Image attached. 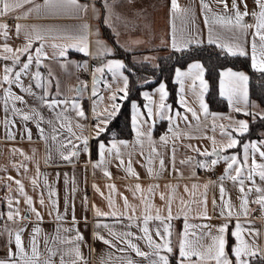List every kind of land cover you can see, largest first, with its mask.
<instances>
[{
  "label": "crops",
  "instance_id": "crops-1",
  "mask_svg": "<svg viewBox=\"0 0 264 264\" xmlns=\"http://www.w3.org/2000/svg\"><path fill=\"white\" fill-rule=\"evenodd\" d=\"M232 3L233 0H176L174 10L172 0H78L81 8L68 5L45 8L43 0H33L31 4H23L0 16V25L6 24L5 18H17L11 31L0 28V262L22 264L15 243L19 234L23 264H85L89 260L92 264H159L157 249L149 246L145 233L141 231L147 227V235L154 245H163L167 241L172 248L170 253L161 248L159 255L168 261L172 255L179 264L181 239L204 251L212 245V237L220 235L218 228L223 225H227L225 256L230 264H236L232 250L237 246V240L232 233L237 230V225L242 246L246 247L247 253H255L242 255L244 264L253 257L264 259V207L258 203L264 197V180L260 179V169L253 171L251 167L253 160L264 164V158L260 156L264 151V129L259 131L258 137L241 141L239 137H222L227 111L209 108L205 98L208 82L199 60L174 68L173 103L168 99L163 80L142 87L138 92L139 100H129L131 135L126 138L99 139L102 132L97 136V125L105 130L118 112V99L126 95L128 79L123 67L112 69V92L107 99L102 91L94 102L91 95L87 100L80 94V82L87 68H90L91 75L93 73L94 82L105 78L103 72L110 77L111 70L106 71L104 67L102 73L96 71L93 62H103L106 58H112V63L117 62L113 58L120 57L112 56L114 47L138 52L142 61L153 62L161 53L203 44L216 45L233 55L224 47L228 46L236 56L246 57L253 70L259 71L252 67V45H256L259 64L264 59V42L254 35L255 28L236 26ZM36 5L41 6L39 11L34 10ZM236 5L240 13L248 12L241 24L254 25L256 20L252 13L259 12L254 0H236ZM150 10L153 28L148 30V21L144 28L140 27V22ZM228 19L232 20L231 24L226 23ZM97 20L102 28L101 34L107 28L112 36L111 43L101 35L111 43L110 49H106L100 39L98 42L94 40L99 31L94 25ZM79 37H86L88 54L73 46ZM29 41L32 45L29 52L16 51ZM6 47L12 51H5ZM37 49H41L39 66L36 64ZM62 50L63 55L60 54ZM241 50L244 55L239 54ZM29 55L32 63L27 70L21 71ZM16 57L19 60L13 63ZM194 64L201 66L202 76L199 69L190 70ZM5 67L12 68L8 73L11 83L3 81ZM177 70L185 75L177 78ZM228 70L243 73L248 78L243 69L225 67L219 70L218 94L225 100L228 111L240 114L237 117L246 124L245 113L264 115V107L248 97V79L233 96L231 104L227 95V78L226 94L221 95L220 74ZM17 72H20L18 82L15 79ZM36 73L39 76L34 79ZM201 80L206 87L201 86ZM161 84L167 93L162 109L158 91ZM95 102L100 104L99 111L93 107ZM201 103L206 111L201 108ZM133 105H136L135 109ZM148 108L152 109L151 117ZM80 112L83 115H79ZM24 115L30 118L24 120ZM134 115L141 133L139 136L133 128ZM87 118L97 121L88 127ZM104 120L106 124L101 123ZM40 129H43L42 134ZM229 138L237 141L235 147H223L229 143ZM83 139H87L91 153L88 166L78 162V157L87 156ZM101 144L104 145L103 158ZM245 144L249 145L246 164ZM252 144L256 145V150ZM214 148L218 155H205ZM66 156L68 159H64ZM232 156L237 158V164L225 175L231 160L224 158ZM213 160L217 161L215 165ZM129 165L135 175L128 172ZM241 166V173L237 176L235 169ZM199 171L214 176L207 179ZM105 172L109 176H105ZM233 176H237L236 180L232 179ZM136 185L140 186L139 191ZM27 200H31L30 205ZM244 200L247 203L242 206ZM257 207L261 208L260 211H256ZM9 213H12L11 219ZM157 215L160 220L155 219ZM149 216L152 219L145 224L144 218ZM165 225L169 234L164 231ZM104 240L110 243L105 244ZM126 242L146 255H137ZM33 246L38 259L33 256ZM195 259L192 257V261ZM192 261L185 264H192ZM202 264L216 262L206 260Z\"/></svg>",
  "mask_w": 264,
  "mask_h": 264
},
{
  "label": "snow or ice",
  "instance_id": "snow-or-ice-1",
  "mask_svg": "<svg viewBox=\"0 0 264 264\" xmlns=\"http://www.w3.org/2000/svg\"><path fill=\"white\" fill-rule=\"evenodd\" d=\"M254 2H255L256 7L259 9L258 13L257 12L252 13V16L256 20V23L254 25H243V24H241V21H242L244 16L248 15V12L245 11L244 13H240L239 10L237 9L236 0H233L232 8H233V11L235 12L236 26L241 27V28H255L256 31H255L254 35L259 36V39L262 42H264V32H262V30H264V0H254ZM31 3H33V0H19V2H16V3H10L9 0H0V5H2V7H0V16L5 15V14L9 13L10 11H13L15 9L22 7L23 4H31ZM65 5L72 6L74 8H81L82 7L81 5L78 4V0H43V7H45V8H49V7L59 8V7L65 6ZM172 7L174 10L176 9V7H177L176 0H172ZM202 7H207V5H202ZM246 7H247V5H245V8ZM40 8H41L40 5H36L34 10L39 11ZM224 8L227 11V4L224 5ZM221 21L225 22L223 20V18H221ZM226 23L231 24L232 20L228 19L226 21ZM0 28L6 29L7 25L6 24L0 25ZM19 30H20L19 26L17 25V32H19ZM37 38L39 39V37H37ZM85 41H86V37H79L78 43L73 45V46L77 47L79 51H81L85 54H88L87 44ZM209 42L211 43V40ZM31 46H32L31 41H29V43L24 48L17 49L16 51L21 52V53H27V52H29V49L31 48ZM53 47H56V45H53ZM224 47L227 49V51L230 54H233V55L236 54L235 52H233V50L230 47H228V46H224ZM173 48H176L175 43H173ZM252 48H253L252 67L254 69L261 71V72H264V59H262L261 62L258 64L257 59H256V55H255L256 45L253 44ZM262 48H264V43H262ZM5 51L11 52L12 49L6 47ZM36 52H37L36 64H37V66H39V64H40L39 56L41 55V49H37ZM60 54L61 55L64 54L63 50L61 51ZM239 54L244 55V52L241 50L239 52ZM262 55H264V53H262ZM18 60H19V57H16L14 59L13 63L18 62ZM31 63H32V57H31V55H29L28 62L23 64L21 71L27 70ZM108 67H109V70H112L113 68H116V69L122 68L123 65L119 62H113V63H110L108 65ZM191 68L199 69L200 75L202 76L203 69L201 68V66L199 64L191 65L190 70H191ZM98 71H100V69H98ZM4 72H5V75L3 76V81L5 83H11V81L9 80L8 73L12 72V68L5 67ZM176 75H177V78H179L185 74L181 73L179 70H177ZM220 75H221V81H220V83H221V95L226 94L225 93V78H227L228 84H229V87L227 90V95H228L229 103L231 104L233 96H235L238 93V91L240 90V88L246 84L248 78L243 73H237V72H233L231 70H228L226 72H221ZM38 76H39V73H36L34 76V79L37 78ZM19 78H20V72H17L15 74L16 82L19 81ZM201 86L206 87L204 85L203 80H201ZM126 87H127V81L125 80V88ZM158 91L160 93V101H161L160 108L162 109L165 107L163 102H164L165 97L167 95V93L165 92V86L163 84H161ZM95 94L96 93H95V88H94L93 95H95ZM7 95L8 94L6 93V96ZM244 97L246 100V98H247L246 90L244 91ZM15 99L22 100L21 97H15ZM113 99H115V97H113ZM183 104H184V101L181 100V105L183 106ZM49 106H51V105H49ZM113 107L115 108V105ZM135 108H136V105H133V109H135ZM201 108H205L203 103H201ZM187 110L191 111V109H187ZM205 111H206V108H205ZM112 114H114V112ZM148 114H149V117H151V115H152V109L151 108H148ZM192 114H193V117L196 116L195 112H193ZM247 114L248 113H245V115H247ZM79 115H83V113L80 112ZM22 118L24 120H28L30 117L27 115H24ZM101 123L106 124L107 121L104 120V121H101ZM238 124H239V131L240 132L247 131V124L244 121H239ZM133 128H134V130H136L137 136H139L141 133L137 129L135 115L133 117ZM69 131H71V129H69ZM103 131H104V129L100 128L99 125H97V136ZM40 132L42 134L43 129H40ZM149 136H150V133H149ZM53 139L55 140L56 137L53 136ZM161 140H164V137H161ZM121 143H123V142H121ZM213 143L215 144V141H213ZM83 144L85 145V150H87V144H88L87 139H83ZM236 145H237V141L235 139L229 138V143L223 147L232 148V147H235ZM115 147H116V145L113 144V148H115ZM223 147L221 150H223ZM251 147L254 150H256L255 144H252ZM248 148H249V145L245 144L244 145V149H245L244 163L245 164L248 161ZM100 149H101V157L103 158V150H104L103 144L100 145ZM109 151H111V149H109ZM215 152H216V149L214 148L213 153H205V155H212ZM75 154L76 153H72V155H75ZM117 156H119L118 152H117ZM260 156H261V158H264V151L260 152ZM64 159H68V157L66 156V157H64ZM224 159H226V160L230 159L231 160V163H229L228 167L225 169V175H227L229 172V169H232L233 165L237 164V158L235 156H232L230 158L225 157ZM216 162H217L216 160H213L212 164L215 165ZM121 163H123V161H121ZM201 166L204 167V165H201ZM242 166L237 167L235 169L237 176L240 175L241 170H242ZM161 167H163V161H161ZM251 167H252L253 171H255L257 168L260 169V172H259L260 179L264 180V164H257L253 160ZM128 172L130 174L135 175V173L132 172L130 165L128 168ZM149 173H151V169H149ZM105 176H109V173L105 172ZM237 176H233L232 179L236 180ZM221 179H223V177ZM249 179H251V175L249 176ZM17 183H19V182L17 181ZM33 183L35 184V180H33ZM240 183L242 184L243 181H240ZM109 187L113 188V186H111V185ZM136 189H137V191H139L140 186L136 185ZM21 191H22V186H21ZM241 191H243V189H241ZM257 191L259 192L260 189H257ZM50 194H54V193H50ZM221 194L223 195V188H221ZM161 199H163V196L161 197ZM26 202L29 205L31 204V200H27ZM40 203L43 204L44 201L41 200ZM246 203H247L246 200L242 201V206L245 205ZM258 203H260L261 206L264 207V197H261L260 200L258 201ZM109 204H110V206L112 205L111 200L109 201ZM127 207H128V204H127V200L125 198V208H127ZM33 211H35V209H33ZM168 211H169L168 219L170 220L172 218L171 217L170 204H169ZM36 214H37V216H39V213H36ZM17 215H18V213H17ZM97 215H101V213L97 212ZM229 215H231V213H229ZM11 218H12V213H9V219H11ZM150 219H152V217H150V216L145 217L144 223L147 224ZM155 219L160 220L161 217L159 215H157L155 217ZM186 227H187V225H186ZM236 228H237V230L235 232H233L232 235L234 237H236L237 246L235 248H233L232 251H233L234 256L236 257V264H244V262L241 260V257H242V255L247 253V249L245 246H242V242L240 240V235H239V225H237ZM226 230H227V225L220 226L218 228V232L220 233V235L219 236H213L212 237V241H213L212 245L208 246L207 249H205L204 251H200L196 248L191 247L189 244L186 243V241L184 239H181L180 243H179V257L181 258L179 264H185L186 261H192V257L196 258L195 261H192V264H202V262L206 261V260H215L216 264H230V261L225 256V243H226V241H225L224 233L226 232ZM36 231H38V229ZM141 231H143L145 233V239L148 240L149 246H154L157 249L159 264H169V261L165 256L159 255V250L161 248H163V250H165L169 253L172 252V248L170 247L169 242L166 241L163 245H160V244L154 245L153 241L151 240V237L147 235V233H148L147 227L141 229ZM164 231L166 234H169V228L167 225H165ZM126 235H131V233H127ZM157 235L158 236L160 235L159 230H157ZM77 238L80 239L81 237H77ZM103 242L105 244L110 243L107 240H104ZM15 243H16L17 252L19 254H21L19 258L21 259V262L23 264V248H22V242H21V238H20L19 234H17L15 237ZM126 243H128L129 247H131L136 252L137 255H139V256H145L146 255L145 253L141 252L138 248H136L135 245L131 244L130 242H126ZM33 244H35V241H33ZM32 252H33V256L38 259V256H36L35 246H33ZM247 254L255 255V253H247ZM77 255H79L78 251H77ZM11 256H12V252H11V250H9V257L11 258ZM0 264H4V262H0Z\"/></svg>",
  "mask_w": 264,
  "mask_h": 264
},
{
  "label": "trees",
  "instance_id": "trees-1",
  "mask_svg": "<svg viewBox=\"0 0 264 264\" xmlns=\"http://www.w3.org/2000/svg\"><path fill=\"white\" fill-rule=\"evenodd\" d=\"M111 43V34L104 29L102 33ZM138 52L123 51L114 47L112 56L120 57L123 61V70L128 79L126 95L118 99L117 114L108 122L99 139L110 137L126 138L131 135L128 122V102L138 99V92L142 87H149L163 80L168 89V99L173 103L175 86L172 81V72L175 67H182L191 60H199L204 67V77L208 82L206 101L211 110L224 111L227 104L218 94L219 70L225 67L243 69L248 75V97L264 107V72L253 70L246 57L229 55L213 44L190 46L182 50H170L156 56L153 62L137 59ZM247 118V131L242 133L239 140L258 137L260 130L264 129V115H245ZM157 132V129H156ZM229 240L227 242L229 246ZM169 264H177L175 257L169 256ZM248 264H264V259L253 257Z\"/></svg>",
  "mask_w": 264,
  "mask_h": 264
},
{
  "label": "rangeland",
  "instance_id": "rangeland-1",
  "mask_svg": "<svg viewBox=\"0 0 264 264\" xmlns=\"http://www.w3.org/2000/svg\"><path fill=\"white\" fill-rule=\"evenodd\" d=\"M102 1H106V0H102ZM107 1H111V0H107ZM103 20H104V16H103ZM147 21H148L147 29L149 28L148 30H151L153 28V26H152L153 25V22H152V11L151 10L148 13H145L143 15V19L140 22V27L144 28V26L146 25ZM94 25H95V30L96 29L99 30L98 31V34L95 36L94 40L97 41L98 39H100L102 41V45L106 49H110L111 46H112L111 43H109V41L104 40L102 38V36H101L102 35L101 34V29L102 28L99 25V20H97ZM104 29H107V28H104ZM111 51H112V49H111ZM113 59H115L113 61H117V62H120L121 63V59L120 58H113ZM137 59H140L141 60L140 55L137 57ZM110 63H112V58H106L105 61H103V62H100L99 60H94V62H93V68L96 69V71L98 69H100L99 72L102 73L103 70H105V69H103L104 67H106V71L109 70L108 65ZM103 75H105V78L102 81H100V82H94V75H93V73L91 75L90 95H91V99L92 100L101 91L103 93V97L106 98V99H107V96H108L109 92L110 93L112 92V70H111L110 77H108V74H105L104 72H103ZM80 86H81V93L80 94L83 95L84 96L83 98L85 99V97H86V82H85V79L84 78H82V80L80 82ZM94 88H95V93H96L95 95H93ZM93 102H94V100H93ZM94 106L97 107V109H98L97 111L100 110L99 109L100 108L99 107L100 104L98 105V103L95 102V104H93V107ZM224 111H227L226 112L227 113V118L223 121L224 126H225L226 129L221 132L222 137H240V135H241L240 133L241 132L239 131V124H238V122L241 121V120H239V118L237 117L240 114L234 113L232 110H229L228 111V107Z\"/></svg>",
  "mask_w": 264,
  "mask_h": 264
},
{
  "label": "built area",
  "instance_id": "built-area-1",
  "mask_svg": "<svg viewBox=\"0 0 264 264\" xmlns=\"http://www.w3.org/2000/svg\"><path fill=\"white\" fill-rule=\"evenodd\" d=\"M7 25V28L5 29V31L9 32L12 30V28L14 27L17 18L16 17H8L4 19ZM82 78L85 79L86 82V99L89 100L90 99V85H91V74H90V68H87L84 72H83V76ZM96 119L95 118H87V124L88 127L93 124L96 123ZM90 159H91V153H90V149L89 147H87V156L83 157L80 156L78 157V162L81 164H84L86 166H88L90 164ZM199 173H201L202 176L206 177L207 179H211V176L214 175H209L207 172L204 171H199ZM260 207L256 208V211H260ZM85 264H92V262L89 260L87 263Z\"/></svg>",
  "mask_w": 264,
  "mask_h": 264
},
{
  "label": "water",
  "instance_id": "water-1",
  "mask_svg": "<svg viewBox=\"0 0 264 264\" xmlns=\"http://www.w3.org/2000/svg\"><path fill=\"white\" fill-rule=\"evenodd\" d=\"M211 153H213V151L211 152ZM216 155H218V151H216L214 154H212L211 156H216Z\"/></svg>",
  "mask_w": 264,
  "mask_h": 264
}]
</instances>
